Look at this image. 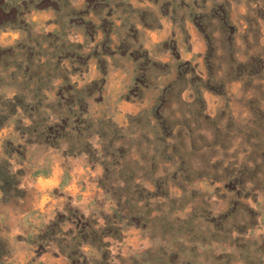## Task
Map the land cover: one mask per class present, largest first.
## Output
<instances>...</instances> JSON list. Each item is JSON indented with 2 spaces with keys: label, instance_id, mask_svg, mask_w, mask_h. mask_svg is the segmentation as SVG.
I'll return each mask as SVG.
<instances>
[{
  "label": "rangeland",
  "instance_id": "1",
  "mask_svg": "<svg viewBox=\"0 0 264 264\" xmlns=\"http://www.w3.org/2000/svg\"><path fill=\"white\" fill-rule=\"evenodd\" d=\"M0 264H264V0H0Z\"/></svg>",
  "mask_w": 264,
  "mask_h": 264
}]
</instances>
